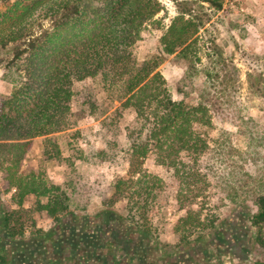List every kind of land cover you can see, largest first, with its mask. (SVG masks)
<instances>
[{
	"label": "trees",
	"instance_id": "1",
	"mask_svg": "<svg viewBox=\"0 0 264 264\" xmlns=\"http://www.w3.org/2000/svg\"><path fill=\"white\" fill-rule=\"evenodd\" d=\"M172 1L180 17L158 37L160 56L137 61L133 48L144 24L160 11L157 0H0V76L12 85L10 95L0 101V182L7 192L13 191L8 203L0 200V226L9 243L3 247L0 236V264L31 262L33 252L28 250L26 255L13 245H23L25 240L34 244L41 238L40 231L27 235L37 226L39 216L53 226L91 223L86 218L73 223L68 219L73 214L70 195L82 189L84 179L75 162L67 159L68 150L52 138L70 131L79 135V124L90 118L102 119L96 132L102 147L90 150L93 162L110 169L121 149L127 164L126 172L114 176L109 193L98 200L102 207L95 217L101 216L98 223H105V211L120 205L123 214L114 213L113 218L129 228L141 250L156 238L159 228L169 226L173 248L204 239L209 245L217 243V254L203 251L200 255V249L187 252L186 264H224V243L246 227L250 233L255 231L254 242L264 250V179L258 168L264 161V137L248 122L240 131L248 140L244 152L218 141L209 143L201 130L210 126L209 113L221 117L229 110L215 82L221 80L224 85L223 81L230 80L226 65L218 62L220 69L206 71L205 81L197 83L200 74L186 44L199 26L182 18L191 15L194 3ZM209 3L221 9L215 1ZM166 61L183 67L177 99L161 73L155 72ZM248 82L251 91L263 93L252 74ZM188 95L194 96L193 106L185 102ZM39 138L43 140L38 170L21 176L20 168L30 161L31 141ZM149 155L188 187L189 196L175 197L180 211L189 205L187 198H192L195 189L198 195L206 189L198 186L200 182L205 185L209 178L214 180L219 194L214 210L202 218L189 207L173 224L162 222L168 197L161 196L155 183L149 185L159 179L142 174ZM52 163L64 166L55 183L48 182L44 174ZM225 201L239 210L223 225L225 230L211 233L219 221L215 213ZM10 247L12 255L5 256L4 250ZM230 254V264H264V255L253 261L243 251ZM45 261L44 257L38 264H55Z\"/></svg>",
	"mask_w": 264,
	"mask_h": 264
},
{
	"label": "rangeland",
	"instance_id": "2",
	"mask_svg": "<svg viewBox=\"0 0 264 264\" xmlns=\"http://www.w3.org/2000/svg\"><path fill=\"white\" fill-rule=\"evenodd\" d=\"M179 1H191L194 3L191 15H185L182 18L184 21H191L193 24L199 26L197 32L189 37V41L186 44L189 47L191 58L196 61V69L200 74L197 83L201 84L205 81L203 74L206 71L212 69L219 70L220 65L217 64L218 62H224V65H226L225 73L230 80L228 82L223 81L224 85H222L221 80L215 82L219 98L229 106L228 115L218 117L214 113H209L211 118L210 126H203L201 130L206 132L210 144H213V141H218V144L230 145L237 151L244 152L248 145V140L240 134V131L244 130L246 123L251 122L250 128H253L258 135L264 137V10L256 7L259 6L256 0H213L221 5L220 10L209 3L211 0ZM157 2L160 5V11L151 21L144 24L140 38L134 45L133 54L137 61L151 60L160 56L158 37L171 26L177 17H180L176 5L172 0H157ZM172 58L174 56L169 59ZM155 72L161 73L168 91L173 98L177 99L176 88L182 77L183 67L166 61ZM249 74H252L254 82L262 88V94L255 93L249 88ZM11 90L12 85L2 81L0 76V101L2 98L9 96ZM185 102L193 106L195 104L194 96L188 95L185 97ZM101 120L90 118L82 121L78 128L80 130L79 135L74 134V131H70L52 137L61 144V147L68 150L67 159L75 162V167L77 166L78 168L77 172L84 179V185L83 183L81 184L82 189L77 192L74 191L70 195L73 214L68 219L70 218L73 222L85 218L91 220V222L94 220L95 223L99 221L101 216L95 220V217H98L102 210L98 200L103 199L109 193L114 176H120L127 170L126 159H123L121 149L118 155V161L110 169L106 165L102 166L93 162L94 159L91 158L90 150L92 148L98 149L102 147L99 140H97L99 137L96 135ZM42 140L43 138H39L31 141L30 161L23 163L19 170L21 176L29 172L34 173L33 170L35 172L38 170V149ZM119 142L122 144L125 143L124 136L120 137ZM261 155L264 157V147L261 150ZM58 166L53 163L49 164L48 171H44L48 182L55 183L59 181V178L63 174L60 168L64 166ZM258 168L261 169V176L264 179V161L259 163ZM203 173L204 171H201V174ZM142 174L159 179L158 181L154 179L149 182V185L155 183V187L158 188L157 190L161 193V196L168 197L166 202L167 210H165L166 215L163 214L161 216L162 222L164 221L167 224H173L179 216L184 215L189 207L193 209V212H200L202 218H205L218 204L217 199L219 194L216 191L215 181L210 178L206 181L204 177L200 176L202 180L206 181V184L204 185L200 182L198 186H203L206 189L200 195H198L199 190L197 191L195 189L192 198L191 196L187 198L190 203L185 207L186 210L180 211L178 204L174 200L177 196H189L187 192L188 187L180 179L173 176L171 170H167L165 166L156 163L154 155H149L148 159L143 161ZM0 194L1 202L8 203L13 195V191L7 192L3 183L0 182ZM193 196H196V198H193ZM235 206L236 204L225 201L220 211H216L215 214L219 216V221L211 233H218L225 230L223 225L239 210ZM2 207L0 208L2 209ZM105 212L103 216L107 218L113 216L112 214L114 213L118 216L123 214L120 205H116L111 210ZM123 226L126 228L125 225ZM58 227L60 226H53L52 222L46 217L39 216L37 218V226L33 230L29 229L27 235L30 236L31 232L40 231L41 238L42 236L46 238L50 234H58L60 230ZM154 236L156 238L152 239L151 242L149 241V244H146L145 247L147 250H153L159 257V260L165 261L166 263L178 256L185 257L187 252H197L202 248L201 246H205L208 243V240L204 239L198 244L193 243L184 247L173 248L175 241L170 231V226L166 229L159 228ZM254 236L255 231L250 233L249 228L246 227L243 233L237 237V241L241 242L240 250L246 253L245 256H250L253 261H256L264 255V250L256 246ZM28 239L30 238L28 237ZM155 240L161 244L158 246ZM29 241L30 245H27L28 241L26 242L25 240L23 245L18 243L13 246L14 248L17 247V249L25 251L27 255V250H30L35 245V243L31 244V240ZM57 244H60V242H57ZM162 244L168 247L165 248ZM217 247V243L210 244V249H207L208 253L213 254V252L218 250ZM11 248L6 250L4 253L5 256L6 254L8 255V252L12 255ZM53 249L55 250L57 247H53ZM62 253L58 252V255L61 254L60 257L57 256V252H54L53 256L51 252L42 255L45 258L53 260L55 264H60V262L63 264L62 258L69 260L65 264L75 263L69 258L68 251ZM123 255V253L120 254L118 260ZM227 256L226 251H223L222 259H224V264H230ZM39 258L42 259L41 256ZM82 258L85 260V256ZM20 260H24V257ZM34 260L36 261L37 259L35 258ZM174 264H178V262Z\"/></svg>",
	"mask_w": 264,
	"mask_h": 264
},
{
	"label": "flooded vegetation",
	"instance_id": "3",
	"mask_svg": "<svg viewBox=\"0 0 264 264\" xmlns=\"http://www.w3.org/2000/svg\"><path fill=\"white\" fill-rule=\"evenodd\" d=\"M68 230L69 234L67 239L63 238L60 240L59 237L55 238L53 235L51 238H45V245L38 246V248H41V252L45 255L51 252L53 256L54 252H57V256L59 257L61 254L58 255V252L68 251L69 258L73 260V263L75 262L74 264H145V261H149L152 264H167L165 261L159 260V257L153 250H148V254L145 255L141 248L134 243L135 237L133 233L124 228L113 216L107 218L103 225L100 222L95 223L94 221L83 226L75 223L74 225H70ZM243 230L245 228L241 229L242 233ZM238 236L231 234L230 240L226 242L227 245L224 243V251L228 252H226L227 255L230 256L232 252L238 255L241 254V242L237 241ZM59 241L60 244H57ZM229 243H231L230 246ZM53 247H57V249L54 250ZM201 247L200 255H203V251L208 252L210 249L209 244ZM229 247L230 249H228ZM39 249L35 247L30 249V252H33V257L30 255L31 262L29 264H38L37 262L41 261L39 256L42 255H40L41 252ZM122 253L124 255L118 260ZM213 254H217V251L213 252ZM140 255L142 256L140 257ZM83 256H85V260L82 258ZM197 257L198 255H195V258ZM35 258L37 261L34 260ZM186 259V255L185 257L178 256L177 258H172L169 263L171 264L174 260L178 264H186ZM49 260L51 259L46 258L45 262L47 263Z\"/></svg>",
	"mask_w": 264,
	"mask_h": 264
},
{
	"label": "crops",
	"instance_id": "4",
	"mask_svg": "<svg viewBox=\"0 0 264 264\" xmlns=\"http://www.w3.org/2000/svg\"><path fill=\"white\" fill-rule=\"evenodd\" d=\"M256 2L259 4V6H256L257 8L259 7L260 9H262V10H264V0H256ZM72 223H73V221H72ZM74 225V224H73ZM58 226H60V227H58L60 230L58 231V234H55L54 235V237L55 238H57V237H59L60 238V240H62L63 238L64 239H67V236H68V234H69V230H68V228H69V226L70 225H67V224H63V223H60ZM127 230H129V228H126ZM130 231V230H129ZM0 236H1V245L4 247H7L8 245L7 244H9L6 240H5V237H4V232L2 231V229H1V226H0ZM46 239L45 238H38L35 242H33V243H35V248L36 249H39L38 248V246L40 247V246H43V244L45 245V243H44V241H45ZM28 241V243H27V245L29 244L30 245V241L29 240H26V242ZM25 242V241H24ZM60 242V241H59ZM34 247H32V248H34ZM6 250L7 249H5L4 250V252H6ZM40 250V252L42 251V249L40 248L39 249ZM143 253H147L148 254V250L146 249V248H144L143 250ZM27 253H28V250H27ZM43 253L41 252V254L40 255H42ZM44 255V254H43ZM41 256L42 258H44V256ZM172 260V259H171ZM18 261H16V263L15 264H19V262L17 263ZM62 262H64V264L66 263V260L65 259H63V261ZM61 263V262H60ZM149 263V261H145V264H148ZM169 263V262H168ZM167 263V264H168ZM175 263V261L173 260L172 262H171V264H174ZM149 264H152V263H149ZM170 264V263H169Z\"/></svg>",
	"mask_w": 264,
	"mask_h": 264
}]
</instances>
